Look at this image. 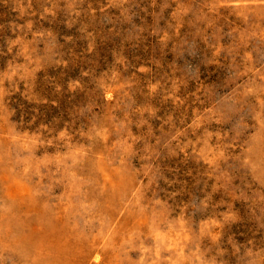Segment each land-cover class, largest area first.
I'll use <instances>...</instances> for the list:
<instances>
[{
  "label": "rangeland",
  "instance_id": "rangeland-1",
  "mask_svg": "<svg viewBox=\"0 0 264 264\" xmlns=\"http://www.w3.org/2000/svg\"><path fill=\"white\" fill-rule=\"evenodd\" d=\"M0 264H264V0H0Z\"/></svg>",
  "mask_w": 264,
  "mask_h": 264
}]
</instances>
